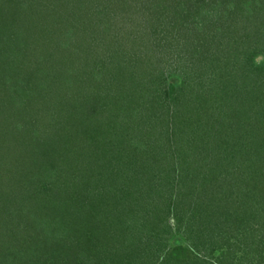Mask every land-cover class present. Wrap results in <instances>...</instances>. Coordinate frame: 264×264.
I'll return each mask as SVG.
<instances>
[{
  "label": "rangeland",
  "instance_id": "obj_1",
  "mask_svg": "<svg viewBox=\"0 0 264 264\" xmlns=\"http://www.w3.org/2000/svg\"><path fill=\"white\" fill-rule=\"evenodd\" d=\"M211 1L0 0V258L22 254L37 218L49 225L75 193L164 211L158 194L177 167L163 252L258 264L256 245L249 255L236 232L221 236L227 178L214 174L225 166L205 168L202 155L256 134L253 119L246 131L239 122L264 114V0L227 16ZM60 259L41 250L35 263Z\"/></svg>",
  "mask_w": 264,
  "mask_h": 264
},
{
  "label": "trees",
  "instance_id": "obj_2",
  "mask_svg": "<svg viewBox=\"0 0 264 264\" xmlns=\"http://www.w3.org/2000/svg\"><path fill=\"white\" fill-rule=\"evenodd\" d=\"M234 4L239 5L241 1L212 0L209 4L204 2L206 7L225 10L224 15L226 16L231 15L237 7ZM196 9L198 7L194 10ZM1 92H3V87H1ZM237 94L240 98L239 92ZM243 106L253 109L249 107V104H239L238 112L240 111L241 114ZM8 111L9 113L14 112L9 109ZM256 112L251 111L250 118L247 117L246 121L239 122L243 131H246V123L253 119L256 134H252L250 139H243L241 144H238L239 148L235 147L238 142L233 139L231 146L234 147L232 149L234 151L226 153V151L219 150L220 154L214 153L213 156L203 154L202 157L205 158L203 161L206 164L205 168L214 164V161L223 162L220 165L225 166L220 167L221 170L215 169L214 174L215 177L227 178V226L225 229L220 226L222 230L227 231H224L221 236L227 233L232 235L236 232L234 237L238 240L241 237L247 240L245 248L249 249L247 252L249 255L251 254L250 246L256 245L254 256L260 259L258 264H264V114H258L256 118L254 117ZM239 120L238 117L237 122ZM106 171L105 177L114 176L116 178L124 175L128 168H124L123 173L120 170H109L108 168ZM173 172V178L163 184L168 189L164 191V187L158 194L160 199L166 203L164 211L160 208L157 210L149 208L126 212L125 208H119L121 199L118 203L113 199L100 201L98 194L94 199L99 204L96 207V203H92L87 198L84 200L78 193H75L68 197L66 206H58L52 210L56 213L55 220L50 221L49 225L40 221V217L37 218L34 225L38 227L34 230V241L30 243L31 246L27 249L23 248L22 254L21 247L12 248L6 258L2 255L0 264H11L8 261L11 258L16 264H36V255L41 250L61 258L60 264H182L180 250L163 252L165 251V237L172 230L171 218L169 222L163 217L169 218L174 210H178L175 209L173 197L176 194V180L181 183L180 173L177 167H174ZM99 178L100 175L95 180L96 184ZM239 180L250 181V188L237 186ZM170 182L171 187H168ZM110 187H116V185L110 184ZM136 187H139V184ZM11 193L15 195L14 191ZM172 218L173 220L176 218L175 221L179 224V215ZM254 233L256 237L253 236ZM112 243L115 245L112 246ZM249 243L252 244L249 246Z\"/></svg>",
  "mask_w": 264,
  "mask_h": 264
}]
</instances>
